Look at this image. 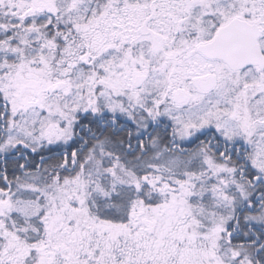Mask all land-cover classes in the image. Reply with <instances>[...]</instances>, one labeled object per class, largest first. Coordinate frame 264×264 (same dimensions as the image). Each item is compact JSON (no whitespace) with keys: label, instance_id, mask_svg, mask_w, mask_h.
<instances>
[{"label":"snow or ice","instance_id":"1","mask_svg":"<svg viewBox=\"0 0 264 264\" xmlns=\"http://www.w3.org/2000/svg\"><path fill=\"white\" fill-rule=\"evenodd\" d=\"M0 264H264V0H0Z\"/></svg>","mask_w":264,"mask_h":264}]
</instances>
